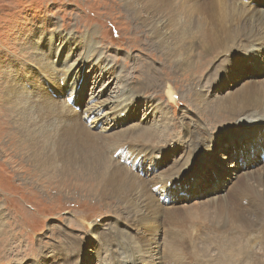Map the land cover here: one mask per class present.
<instances>
[{
  "label": "rangeland",
  "instance_id": "1",
  "mask_svg": "<svg viewBox=\"0 0 264 264\" xmlns=\"http://www.w3.org/2000/svg\"><path fill=\"white\" fill-rule=\"evenodd\" d=\"M169 1L173 3L171 0ZM124 5L125 2L123 0H0V59L8 63L11 57H15L20 65L17 70L21 69V62H23V69L27 68L32 74L35 73L39 65L45 70L50 67L49 63L51 61H63V59L69 55L71 63L76 57H78L76 61L80 60L81 57L78 55H82L83 59L86 60H91L93 56H97L106 58L112 64L116 63V66H119L120 70H122V78L124 80L116 79L111 81L128 83L134 87H141L146 85L147 80H155V78H157L160 88L162 87L163 90L152 88L153 90L148 89L147 91L140 92L138 98L144 102L140 107L141 111L139 113L135 112L139 111V109H132L131 115H129V111L122 113L123 110L120 111V109H118L116 115H122L124 118L120 121L112 122L116 124L118 128L126 127L130 125V123L135 124V122V129L138 127V130H143L145 125L151 127V122L147 120V117L144 118V120L142 119L143 117L138 120V118H140L139 114L144 116L145 111H151L149 114L151 119L153 118V112L156 113L157 120H155V123L156 126L160 128H162L163 120L169 122L175 119L173 115H175L179 121H183L184 117L186 121L199 118L205 120L204 117H200L198 110L195 109L193 105L188 104L187 101H185L186 98L182 97L189 92L186 87L187 82L183 80V76L180 75L181 68L176 60L172 58V38L152 36L146 29L147 27L144 28L142 26L141 19L137 17L132 18L131 15L128 14V10L124 8ZM186 12L185 10L179 11L180 18L187 17L188 14H186ZM60 36H67L66 40L62 39ZM49 39L60 44V47H53L51 43L49 45L47 43ZM195 41H198L199 47L196 46V43L193 44L194 51L192 55L197 58L198 62L197 66H195L191 72L195 73L194 76L196 79L201 80V78L204 77L199 78V76L207 74L210 59L213 60L214 57L215 59H222L228 55V52H226L227 48H224L223 50L225 51L221 53H219L220 48L214 51L206 50L201 46L202 40L198 39L193 42ZM38 45L41 48L36 50L34 47ZM168 48H171L170 52ZM255 54H259L261 58H264L260 53ZM40 60L42 61L41 64L39 63ZM248 60L249 59L242 60L243 67ZM94 62L85 64L82 70V78L75 67V73L76 75L78 74L77 76L79 78L78 84H72L73 81H71V83L70 81H67V83H58L57 80L50 81L54 93H51L48 87L44 86L38 80H19L17 84L22 90H24L23 86H25L26 91L28 90V92L32 93L34 96L40 94L47 96L48 99L57 100V107L61 106L64 100L71 96L69 91L75 86L76 95L82 101L81 103H87L88 106H91L97 101L94 102L91 101V99H93V97H98L95 93V89L97 90L102 83L99 80H110L107 67L105 69L106 73L101 74L102 70H100L99 73L96 74L99 68L97 69L98 66L95 67L96 62ZM74 64L75 66L77 65V63ZM172 64L176 66V71L173 69ZM205 65V69L202 70ZM54 66L57 70L61 68V64H54ZM33 67L35 70H33ZM62 67L64 68V66ZM226 67L232 76L231 80L220 78L216 80H205L204 84L207 92L201 86V82L197 86L198 91L209 94L212 96L211 100H215L216 98L228 97L241 93L245 87L250 89L251 84L259 85L261 88L262 84L258 79L253 81L251 77H245L246 73L244 72L241 80H238L237 75L232 72L230 65L226 64ZM117 75L118 73L115 74L113 78H116ZM96 80H98V82H96ZM42 81L44 82L45 80ZM10 82L11 81L6 79L4 86H0V264H48L49 262H54L51 258L55 256L53 248L63 246L64 242L78 241L80 245L78 247L75 246L76 244L74 245V262L64 261L61 264H111V262L113 264H118L116 263L117 260L111 257L113 255L110 253L107 254L108 257H105L106 260L100 258L99 255L102 252L103 242L93 238L92 233H90L92 229L88 226L103 222L104 227H109L113 223V225L128 229L126 224L135 225L137 223L136 220L132 218L130 213H128L123 206L117 204L113 199L105 198L104 201H99L97 195L94 194V190L92 192L90 189V184L80 179L82 178L80 174V178L77 176L76 179L65 178L63 182H60L59 180L50 179L49 175L53 173L46 174L36 168L37 159L35 156H33L32 159L28 156L30 149L28 147L29 142L28 139L23 138V132H20V130H29L28 137L32 138L33 136L30 134H36L35 129L39 128L41 124H45L44 121L47 120L41 119V116L32 110L31 116V113L26 110V112H24L27 116L26 118H29L32 123L29 126L24 122L20 115L23 112L21 105L8 95ZM37 84H41V86L37 87ZM18 87H14L15 90H11L12 92H10L16 99L21 95V93L19 95ZM106 87L108 86H104L102 90ZM169 87L175 91L173 95L171 94L174 102L177 100L175 103H172V98L166 94ZM106 90L102 93L106 95L105 97L110 93L109 90L108 94H106ZM56 95L59 96L56 97ZM127 97L130 98L129 96H126V98ZM102 98L103 96H101V99ZM33 104L46 114L49 113V108L53 107L52 104L47 105L39 98L34 100ZM77 107H79L80 110H76V112H78V116L76 117L77 120L75 119L76 121L80 122L83 120L88 128L91 127L90 129L97 131L101 130L102 127L99 128L92 125V119H88L89 117L87 116L83 117L85 106L77 105ZM19 110L20 113H18ZM79 117H81V119ZM248 119L250 120L214 119V122H212L207 118L208 121L205 122V129L210 135L212 133L214 138L211 139V142L207 141L198 144L192 152L189 161L181 169L180 174L172 176L173 179L170 178L167 182L168 184L166 183V187H169L171 193L168 206L170 205L173 207L170 209L176 208L182 212L185 210L189 212L206 211L213 197L216 196V198L219 199H228L226 196L232 193L230 197L235 200L238 206L234 205L240 210L248 209L250 198L248 204H246L247 201L243 198L245 197L244 195L247 193L250 194V192L246 189H244V191H239L242 188L240 179L255 172L250 171L248 173L247 171L250 169H257L264 166V162L259 160L256 166L243 165V161L249 164L251 146H244L242 150L240 146H236L234 143L240 139L245 142L247 136L253 139V136L258 133V130L264 127V117L259 118L261 121H255L252 118ZM142 121L143 123H139ZM108 122L111 123L109 120ZM220 122L225 124L224 128H216L211 125ZM103 125H107L105 121L101 126ZM20 126L22 127L20 128ZM232 127L237 132L234 136H230L224 131L225 128L230 129ZM114 128L116 127L113 126L112 131ZM51 129L53 130L52 127ZM176 129H179V127ZM170 134L172 135L168 137H158V132L151 131L142 137V144L147 142L146 144L149 145L150 148L157 147L154 145H156V141L160 139L162 143H164V145H162L163 147L160 146L161 149H168L169 153L168 156L163 157L159 151L154 149L150 150L148 159L140 160L144 164V169L146 168L147 170L146 174L143 176L145 178L148 176L147 179L151 184L154 181L152 180L154 177H152L148 171L149 162L155 160L160 168L166 166L168 169L171 162L173 165L177 159H182L186 153L182 145L183 142L180 143L186 139L182 130H177L176 132V130L172 128ZM189 136L192 137V135H188V137ZM223 138L229 140V142H224ZM162 143L159 144L161 145ZM221 143H224V146L221 147L222 149H219ZM173 145H175L176 148ZM138 148L139 147H135V150H138ZM170 149H172V154H170ZM241 150L244 151L242 154ZM63 152L59 154L60 158L63 157ZM207 153H212L216 156L215 158H210ZM114 156L115 155H113V157ZM198 156L202 160L201 166L196 162L197 160L194 162V159H197ZM236 157L238 158L239 172L237 174L233 172V176H237L234 178L230 177V173L234 166L233 159ZM55 163L57 164V162ZM175 163H180V160H177ZM56 168L55 170H57ZM259 170L264 173L263 169H257L256 171ZM235 193L237 194L235 195ZM236 196L239 197L236 198ZM119 215L122 217L121 219H119ZM184 215L185 213L180 217H171L163 213L161 215L162 217L159 215V219L161 218L163 221L160 223L162 238L160 237L157 241L163 239V235L166 237L175 236V233L179 231L177 228L179 224L189 227L192 225L191 229L183 233V237L185 238L192 237V242L188 240L186 244L191 247L196 241L195 243H199V246H203L205 242H201L204 238H201L202 234L200 233L206 234L207 226L201 223L195 225L193 224L195 221H184V219H182ZM242 215L250 220L255 218L250 211L243 212ZM117 219H119V222ZM207 223L212 224L209 222ZM237 225H239V223H237ZM260 226L261 223L255 221L253 225H247L246 228L251 229ZM64 227H68V230L73 233L75 237H68L67 239ZM80 228L82 230H80ZM168 228L170 229L169 231ZM229 228H227V232L231 233L232 230ZM239 230L242 229L239 228ZM129 231L130 234L131 232H136L133 229ZM251 231V237L253 238L251 245L256 249L254 256L245 255L246 253L241 254L240 252L237 256L240 259H238L239 262L237 264H264V244L262 243L264 240L261 238L264 237V230L256 228V230L252 229ZM210 232L211 234L208 235H213L215 233L213 230ZM240 233L241 231H238V234ZM83 234L86 236L79 237ZM133 236L137 237L138 233L136 232ZM241 236L242 234L240 235L241 240H236V245L242 242ZM146 237L149 238L150 233L146 234ZM60 238H65V240H60ZM228 243L229 242H221V246L226 247V252L230 251L227 245ZM155 244L156 238L151 237L148 241L144 242L143 248L152 251ZM164 246L165 242H160L159 247ZM186 251L187 252L184 254L180 251L178 252L179 254L177 252L173 253L172 258L174 256L178 258L179 255H183V257H186L184 261L186 263L188 261V264H214L213 261L208 260L207 251L197 252L194 248H188ZM170 253L171 252H164L163 254L161 252L159 264H165L169 261ZM221 253H223V250L217 248L215 244L211 246L210 258H219ZM242 255L244 258H242ZM107 259L109 260L107 261ZM111 259L114 260L112 261ZM133 260L136 261L135 258ZM229 260L230 264L234 262L232 257ZM124 264L136 263L124 262Z\"/></svg>",
  "mask_w": 264,
  "mask_h": 264
},
{
  "label": "bare ground",
  "instance_id": "2",
  "mask_svg": "<svg viewBox=\"0 0 264 264\" xmlns=\"http://www.w3.org/2000/svg\"><path fill=\"white\" fill-rule=\"evenodd\" d=\"M123 1L125 2L124 8L129 12L128 14H130L132 18L137 17L138 19H141L142 26L144 28L147 27L146 29L152 36H165L172 38V58L176 60L181 68L180 75L183 76L182 79L187 82L186 87L189 92L186 94L187 97L186 95L182 97L186 98L185 101H187L188 104L193 105L194 108L198 110L200 117H204L205 120L199 118L192 121H186L184 117L185 121H179L176 116L173 115L175 119L169 122L163 120L162 128H160L157 127L155 123V120H157L156 113L153 112V118L151 119L149 115L151 111H145L144 116L139 114L140 118H138V120L142 117L144 120V118L147 117V120L151 122V127L145 125L143 130H138V127L136 130L135 122V124L130 123V125L126 127L118 128L116 124L112 123L124 119L122 115H116L118 109H120V111L123 110L122 113L129 111V115L132 114V109H139V111H135L139 113L141 111L140 107L144 102L138 98L140 92L152 88L162 89V87L160 88L157 78H155V80H147L146 85L141 87H134L128 83L111 81L116 79L124 80L122 78V70H120L119 66H116V63L112 64L106 58H100L97 56H93L91 60H86L83 59L82 55H78L81 57L80 60L76 61L78 59V57H76L74 60L72 59L73 62L71 63L69 55L64 58L65 62L64 59L63 61L61 60L62 63L57 60L51 61L49 63L50 67L45 70L39 65L35 73L32 74L27 68L23 69V62H21V69L16 70V72H18L16 73L17 77L10 82L11 84L8 95L21 105L23 112L20 115L24 122L29 126L32 121L29 118H26L27 116L24 113L26 110L31 113V116L32 110L40 115L41 119L47 120L44 121L45 124H41L39 128L35 129L36 134H30L34 138L28 137L29 130H20V132H23V138L28 139L29 142L28 147L30 149L28 156L31 157V159L35 156L37 159L36 168L46 174L53 173L52 175H49L51 180H59L60 182H63L65 178L76 179V176L79 178L82 176L80 179H83V182L90 184V189L92 192L94 190V194L97 195L99 201H104L105 198L113 199L117 204L123 206L127 212L130 213L132 218L136 220L137 223L135 225L126 224L128 229L113 225V223V226L104 227L103 222L88 226L92 229V232L90 233H92L93 238L103 242H101L102 252L99 255L102 260H104L107 254L110 253L113 255L110 256L116 259L117 261H115L118 264H124V262H135L136 264H159V260L161 259L160 253L162 252L164 254V252H171L169 261L165 264H188V261L187 263L184 261L186 260V257H183V255H179L178 258L175 256L172 258L173 253H178L180 251L184 254L187 252L186 249L188 248H194L197 252L207 251L208 260L213 261L214 264H230L229 259L231 257L232 260H234L232 264H237L240 260L237 257L240 252L241 254L246 253L245 255L254 256L256 249L251 245L253 242L251 230H256V228L264 230V173L261 170H256H264V166H261V168L256 167L257 169H250L247 171L248 173L250 171L255 172L240 179L242 188L239 191H244V189H246L250 192V194L247 193L244 195L245 197L243 198L247 201L246 204L249 203L250 198V204L248 205L249 207L247 210H240L236 207L238 205L235 200L230 197L233 193L226 196L228 199H219L216 198V196L213 197L209 202L206 211L189 212L185 210L182 212L176 208L170 209L173 206H168L169 203L167 204L165 200L171 196L170 189L166 187V183L172 178V176L180 174L181 169L189 161L192 152L198 144L207 141L211 142V139L214 138V135L212 133L210 135L205 129V122L208 121L207 118L209 121L214 122V119L245 121L250 120L248 118H252L255 121H261L259 118L264 117V78L259 79L262 84L261 88L259 85L251 84L250 89L245 87L241 93L228 97L224 96L222 98H216L215 100H211L212 96L207 93H202L197 89V86L201 82V86L206 91L204 84L205 80H216L217 78L231 80L232 76L226 67V64L230 65L232 72L237 75V79L241 80L239 78H242V74L250 68H253L251 66L243 67V64H241L242 60L249 59L250 56H253L251 55L252 52L260 53L264 57V8H261L259 5H239V0H171L175 6L169 0ZM181 10H185V12L187 11L186 14H188V16L180 18L179 11ZM60 37L66 40L67 36ZM198 39L202 40L201 46L203 49L214 51L215 49L220 48L219 53H221L225 51L223 50L224 48H227L226 52H228V55L222 59H215V57L213 60L210 59V63H208L209 69H207L208 72L206 74L207 76L202 74L199 76V78L204 77L201 78V80L196 79L194 76L195 73L191 72L192 69L197 66L198 62L197 58L192 55L194 51L193 44L196 43V46L199 47L198 41H193ZM47 43L49 45L51 43V46L53 47H60V44L55 43L51 39L47 40ZM34 48L39 50L41 47L38 45ZM168 49L170 52L171 48ZM94 61L96 62L95 67L98 66L97 69L99 68L96 74L99 73L100 70H102L101 74L106 73V67L107 73L110 74V80H99L102 83L97 90L95 89V93L98 97L92 96L93 99H91V101L94 102L97 100L95 104L88 106L87 103H81L82 101L76 95L75 86L69 91L71 95L69 97L71 100H74V103H78L77 105L85 106L83 117L87 116L92 118L93 126L99 128L102 127L99 131L90 129L91 127L88 128L83 120L80 122L76 121L78 112H76V109H73V106L69 104V97L64 100L61 106L57 107V100L48 99L47 96L40 94L34 96L32 93H29L28 90L26 91L25 86H23L24 90H22L17 84L19 80H38L44 86L48 87V90L51 93H54L50 81L57 80L58 83H67V81H70L71 83V81H73L72 84H78L77 82H79V78L77 76L78 74L76 75L75 73V67L82 78V70L84 69L85 64H91ZM39 63L41 64L42 61L40 60ZM74 63H77V65L75 66ZM54 64H61V68L58 67L61 70H57ZM62 66H64V68ZM172 67L176 71V66L174 64H172ZM205 67L206 65L202 70H204ZM117 73V77L113 78ZM246 76L247 75L245 74V77ZM252 77L251 79L254 81L256 78L254 79V76ZM42 80L45 81L43 82ZM96 82H98V80H96ZM16 86L19 89V95L21 93L18 99L10 93L15 90L14 87ZM39 86H41V84H37V87ZM104 86L108 87L102 90ZM105 90L106 94H108V91L110 90L107 97L102 94ZM174 92L175 91L169 87L166 94L171 97V94L173 95ZM57 96L59 95H56V97ZM101 96H103L102 99ZM126 96H129L130 98H126ZM38 98L42 99L47 105H53V107L49 108L48 114L39 110L33 104V101ZM173 102L174 99L172 98V103ZM175 102H177V100ZM18 113H20V110ZM79 118L81 119V117ZM108 120L111 121V123H109ZM104 121L107 125L101 126ZM139 123H143V121ZM211 125L216 128H224L225 126V124L221 122ZM113 126L116 128L112 131ZM170 126L175 129L176 132L177 130H182L186 139L180 143L183 142L182 145L185 148L184 152H186V157L184 155L182 159H177L180 160V163H175L177 160L174 159L176 161L173 165L171 162L168 169L166 166L160 168L155 160L149 162L148 171L152 177H154L152 180L156 182L151 184V182L146 179L148 176L145 178L144 176H141L140 173L138 174L134 172L132 166H127L125 162L122 163L119 159L121 155H119V157H113V155L119 150L127 151L125 153V158L132 160L133 164L136 165L138 169L140 160L149 158L148 154L150 150L155 149L159 151L163 157L168 156V149H166V151L162 150L160 147L164 145L160 139L157 140V144L154 145L157 147L150 148V146L146 144L147 142L142 144V137L151 131L158 132V137L171 136L172 134H170V130H172V128ZM21 127L22 126H20V128ZM178 127L179 129H176ZM224 131L230 136L237 134L233 127L230 129L225 128ZM188 135H192V137H188ZM223 141L229 142V140L224 138ZM263 141L264 127L258 130V133L253 136V139L247 136L245 142L240 139L235 141L234 144L240 146L242 150L244 146H251V163L252 166H256L259 159H262V155L264 154ZM159 143L162 144L160 145ZM223 146L224 143H221L219 149H222L221 147ZM135 147H139L138 150H135ZM242 150L241 154L244 152ZM58 151H64L62 153L63 157L60 158L59 154L61 152ZM122 154L124 155V153ZM170 154H172V149H170ZM213 155L214 154L212 153L208 154L210 158H215L216 155ZM195 161L200 166L202 165V160L199 156L197 159H194V162ZM55 162H57V164ZM242 163L246 164L247 162L243 161ZM55 168L57 170H55ZM143 172H147L146 168L143 169ZM235 176L233 177L235 178ZM158 186H160L159 188L162 190L159 193L155 189ZM237 193H235V195ZM238 197L239 196H236V198ZM248 211L255 216L253 220L242 215L243 212ZM162 213L171 217H180L185 213L182 218L184 221H195L193 223L195 225L199 223L206 225V234L200 233L202 234L201 238H204V240H201V242H205L204 245L199 246V243H195L196 241H193L194 244L191 247L186 244L188 240L192 242V237L185 238L183 237V233L191 229L192 225L189 227L179 224L177 225L179 231L177 233L173 231L175 236L166 237L163 235V239L157 241L160 237L162 238V232L160 230V223L162 220L161 218L159 219V215L161 216ZM118 217L119 219L122 218L120 215ZM119 219H117L118 222ZM255 221H259L261 226L251 229L246 228L247 225H253ZM207 222L212 224H208ZM237 223H239V225H237ZM101 227L104 228L99 229ZM227 228L232 230L231 233L227 232ZM239 228L242 230H239ZM130 229L135 230L138 233V236H133L136 232H131L130 234ZM80 230L82 229L80 228ZM169 230L170 229L168 228V231ZM212 230L215 233L213 235H208L211 234L210 231ZM238 231H241V233L238 234ZM64 232L67 239L68 237H75V235L68 230V227H64ZM149 233V238H156V244L152 251L143 248L144 242L149 239L146 237V234ZM241 234L242 242L236 245V240L240 239ZM85 236L86 235L83 234L79 237ZM261 238L264 240V237ZM62 239L63 241L65 240V238H60V240ZM162 241L165 242V246L159 247V244L160 242L162 243ZM221 242H229L227 244L230 249L229 252H226V247L221 246ZM79 243V241L64 242L63 246L53 248L55 256L51 258L54 262H49L48 264H61L64 261L74 262V245L76 244L75 246L78 247L80 245ZM262 243L264 244V242ZM214 244L217 248L223 250L220 257H217L216 259L210 258V248ZM134 258L136 261L133 260ZM242 258H244L243 255ZM108 260L109 259H107V261ZM111 264L113 263L111 262Z\"/></svg>",
  "mask_w": 264,
  "mask_h": 264
},
{
  "label": "snow or ice",
  "instance_id": "3",
  "mask_svg": "<svg viewBox=\"0 0 264 264\" xmlns=\"http://www.w3.org/2000/svg\"><path fill=\"white\" fill-rule=\"evenodd\" d=\"M19 66L20 65L15 57H11L8 63H6L3 59H0V86H4L6 79L12 81L16 77V70ZM33 70H35L34 67ZM68 99L69 101L71 100L70 97Z\"/></svg>",
  "mask_w": 264,
  "mask_h": 264
}]
</instances>
